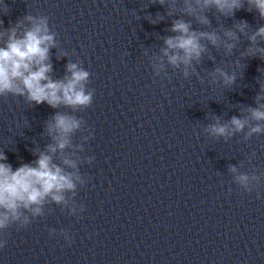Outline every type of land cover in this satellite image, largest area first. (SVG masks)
<instances>
[{"label": "water", "instance_id": "1", "mask_svg": "<svg viewBox=\"0 0 264 264\" xmlns=\"http://www.w3.org/2000/svg\"><path fill=\"white\" fill-rule=\"evenodd\" d=\"M4 4L9 8L6 15ZM166 12L167 7L156 0L0 2V31L26 14L47 16L57 40L49 53L50 75L63 79L70 75L67 65L78 63L91 74L87 88L94 90L92 105L72 113L93 133L79 153L82 158L94 157L91 164L79 165L86 183L78 186L74 200L84 211L69 215L68 209L50 204L45 216L27 228L13 225L2 237L6 244L0 248V264H79L160 174L220 92L224 85L211 83L209 73L217 66L231 73L249 45L241 35L231 55H225L222 47L209 46L196 66L204 83L195 75L185 79L171 67L155 76L149 58L160 53L163 37L172 35L167 29L179 16ZM157 13L164 17L159 23L146 19L149 15L155 19ZM207 15L210 28L195 21L193 27L219 30L245 20L251 34L264 21L254 10L241 9L232 18L214 10ZM57 111L71 112L46 103L30 105L23 97H0V151L14 170L36 160L32 149L42 151L51 142L45 123ZM87 134L75 133L73 143H82L81 136ZM50 229L56 234L50 235ZM62 229L72 237L71 243L59 234Z\"/></svg>", "mask_w": 264, "mask_h": 264}, {"label": "clouds", "instance_id": "2", "mask_svg": "<svg viewBox=\"0 0 264 264\" xmlns=\"http://www.w3.org/2000/svg\"><path fill=\"white\" fill-rule=\"evenodd\" d=\"M2 2V0H0ZM167 7L166 15L176 17L167 31L172 35L163 37L164 46L160 53L150 56V63L155 76L166 74L167 68L179 70L185 79L197 76L201 83L204 79L197 72L205 55L212 48H223L225 55H231L240 41L246 36L249 47L241 53L245 57L259 56L264 60V25L249 34V24L245 20L233 24L231 28L219 30H201L193 27V21L210 28L211 20L207 13L214 10L224 18H232L241 9L255 11L264 20V0H156V4ZM247 5V7H245ZM4 4V14L8 13ZM191 19H185L184 17ZM156 24L164 19L159 13L153 19ZM3 26V20H0ZM239 33V35H238ZM56 33L49 28V18L43 15L26 14L8 28L0 31V97L9 95L23 97L30 105L46 103L53 109L61 107L71 112L57 111L45 123V133L50 138L44 150L32 149L36 156L33 163H23L15 170L7 163V156L0 151V248L6 244L3 235L15 225L18 229L27 228L33 220L45 216V207L50 204L68 209L69 215L83 212V205L77 206L74 197L78 186L82 187L86 179L81 175L79 165L91 164L94 157H81L84 142L92 138L93 133L85 127L86 122L72 114L89 108L93 103L94 90L87 88L90 73L78 63H69L63 79H53L52 64L49 62L50 49L57 47ZM211 59V56H209ZM237 68L240 61L235 62ZM211 83L221 82L231 87L237 80L235 71L229 73L217 66L210 73ZM256 106L241 108V116H232L227 122L214 116L213 123L204 131L212 138H223L225 142L236 134H243L247 141L253 135L264 134V84L257 93ZM87 131L81 136L82 143L74 144L73 136L77 132ZM254 155V154H253ZM243 164H241V167ZM233 181L245 192L251 193L258 185L264 173L257 175L238 171L229 166ZM259 198V193H257ZM51 211V209H49ZM50 235L56 230L50 229ZM71 243L72 237L66 230L59 233Z\"/></svg>", "mask_w": 264, "mask_h": 264}]
</instances>
